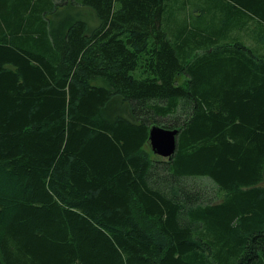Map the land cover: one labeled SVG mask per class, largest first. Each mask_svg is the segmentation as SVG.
<instances>
[{
    "label": "trees",
    "instance_id": "16d2710c",
    "mask_svg": "<svg viewBox=\"0 0 264 264\" xmlns=\"http://www.w3.org/2000/svg\"><path fill=\"white\" fill-rule=\"evenodd\" d=\"M0 264H264V0H0Z\"/></svg>",
    "mask_w": 264,
    "mask_h": 264
},
{
    "label": "water",
    "instance_id": "95a60500",
    "mask_svg": "<svg viewBox=\"0 0 264 264\" xmlns=\"http://www.w3.org/2000/svg\"><path fill=\"white\" fill-rule=\"evenodd\" d=\"M178 131L153 126L150 129L152 152L159 157L170 159L176 151Z\"/></svg>",
    "mask_w": 264,
    "mask_h": 264
},
{
    "label": "rangeland",
    "instance_id": "374dc122",
    "mask_svg": "<svg viewBox=\"0 0 264 264\" xmlns=\"http://www.w3.org/2000/svg\"><path fill=\"white\" fill-rule=\"evenodd\" d=\"M68 11H71V12H77V11H80V12L83 13V15H86V13H87V11H86L85 9H82V8H79V10H70V9L65 10V9H64V11H63L62 13H59V14H58L57 16H55L53 19L58 21V20L61 19V18L63 17V15H65V13L68 12ZM180 82H181V81H180ZM114 105H115V108H119V110L124 111V114H126V115L129 114V113H128V108H127L126 105H124V103H121V102H119V101H117V102L114 101L113 106H114ZM109 113H111V112L109 111ZM204 183L207 184V185H209L210 182H208L207 180H204ZM210 186H211V183H210Z\"/></svg>",
    "mask_w": 264,
    "mask_h": 264
}]
</instances>
